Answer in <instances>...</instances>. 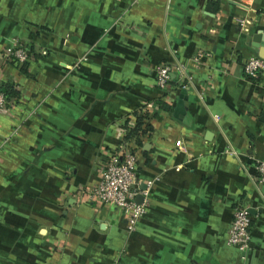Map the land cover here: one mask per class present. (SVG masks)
Wrapping results in <instances>:
<instances>
[{
	"label": "crops",
	"instance_id": "1",
	"mask_svg": "<svg viewBox=\"0 0 264 264\" xmlns=\"http://www.w3.org/2000/svg\"><path fill=\"white\" fill-rule=\"evenodd\" d=\"M14 40L32 56L23 72L0 55V86L20 99L0 114V264H264V70L241 68L264 60V0H0V54ZM160 65L187 86L157 90ZM158 102L169 109L150 108L137 151L145 213L127 233L79 190ZM236 205L244 251L225 243Z\"/></svg>",
	"mask_w": 264,
	"mask_h": 264
},
{
	"label": "built area",
	"instance_id": "2",
	"mask_svg": "<svg viewBox=\"0 0 264 264\" xmlns=\"http://www.w3.org/2000/svg\"><path fill=\"white\" fill-rule=\"evenodd\" d=\"M243 22L238 21L239 29L243 27ZM44 54V52H42ZM2 59L14 67L26 64L30 60L29 46L20 40H14L9 46L1 51ZM197 56H200L197 53ZM242 74L245 78L256 81L264 70V60L258 57H251L245 60L241 66ZM176 76V80L173 76ZM182 70L179 66L160 65L154 70V87L164 92L165 90L184 89L187 85L182 79ZM175 80V82H174ZM173 83V85H170ZM17 90V89H13ZM20 99H10L0 92V114L10 112ZM144 107L139 112H147L150 116V108ZM134 123H127V128H132ZM123 124L119 128L118 143L114 151L102 157L99 164V178L96 184L87 190H79V194H84L88 200L94 201L100 206H109L119 212L125 219L124 231L133 232L138 221L145 213V196L147 188L151 182L144 184V189L139 190V183L136 176L138 149L131 141H125ZM177 149L180 142H176ZM232 154V153H230ZM233 155V154H232ZM256 185H264V161H257L254 166ZM142 197L141 203L135 202V197ZM250 216L247 208L236 205L231 211V221L225 238L227 246L233 247L238 251H244L250 243Z\"/></svg>",
	"mask_w": 264,
	"mask_h": 264
},
{
	"label": "trees",
	"instance_id": "3",
	"mask_svg": "<svg viewBox=\"0 0 264 264\" xmlns=\"http://www.w3.org/2000/svg\"><path fill=\"white\" fill-rule=\"evenodd\" d=\"M29 54L32 56L31 53V47L29 48ZM25 64L22 65V68L20 71L24 72ZM0 92H2L4 95H6L10 99H17L18 94L13 90V86L10 83H4L0 86ZM157 107L160 110L168 111L169 107L161 102L157 103ZM147 112L141 114L140 112H134L133 118H134V126L132 128L126 127V122L123 123V126L125 127V135L124 140L125 141H131L138 149V146L141 144V138L151 132V126L145 124L146 119L148 118Z\"/></svg>",
	"mask_w": 264,
	"mask_h": 264
},
{
	"label": "water",
	"instance_id": "4",
	"mask_svg": "<svg viewBox=\"0 0 264 264\" xmlns=\"http://www.w3.org/2000/svg\"><path fill=\"white\" fill-rule=\"evenodd\" d=\"M258 51H259V56L260 57H264V49L262 48L261 50H258ZM182 92H184V91H182ZM174 113L176 114V117H178V115L183 113V106H182V101L181 100L176 103V106L174 108ZM143 189H144V186L139 188V190H143ZM141 201H142V197L137 195L135 197V202L141 203Z\"/></svg>",
	"mask_w": 264,
	"mask_h": 264
}]
</instances>
